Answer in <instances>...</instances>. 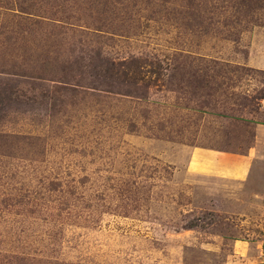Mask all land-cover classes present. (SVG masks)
I'll use <instances>...</instances> for the list:
<instances>
[{"label": "rangeland", "instance_id": "rangeland-1", "mask_svg": "<svg viewBox=\"0 0 264 264\" xmlns=\"http://www.w3.org/2000/svg\"><path fill=\"white\" fill-rule=\"evenodd\" d=\"M263 64L264 0H0V264H264Z\"/></svg>", "mask_w": 264, "mask_h": 264}, {"label": "crops", "instance_id": "crops-1", "mask_svg": "<svg viewBox=\"0 0 264 264\" xmlns=\"http://www.w3.org/2000/svg\"><path fill=\"white\" fill-rule=\"evenodd\" d=\"M257 67L258 65H254ZM264 68L263 66H261ZM259 67V68H261ZM258 126H261L260 124H255V135L253 136V143L257 142V137L259 136V129ZM258 133V134H257ZM253 149V147H252ZM193 154L191 155V158L189 159L187 168L192 173L204 176V177H210V178H221V179H227V180H243L246 178L248 174V170L251 165V159H249L248 156H239V154H235L232 152L227 151H221L216 149H207V148H199L194 147L192 149ZM251 152V151H250ZM249 152V153H250ZM229 159L231 164L233 166H236L237 168H243V174L241 176H227L220 174L219 172H216L213 168L220 167L219 162L225 161L226 159Z\"/></svg>", "mask_w": 264, "mask_h": 264}]
</instances>
